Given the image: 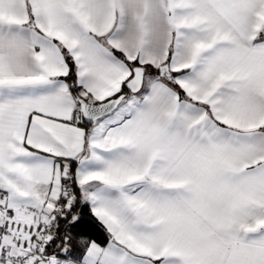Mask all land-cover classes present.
Listing matches in <instances>:
<instances>
[{"label":"snow or ice","instance_id":"snow-or-ice-1","mask_svg":"<svg viewBox=\"0 0 264 264\" xmlns=\"http://www.w3.org/2000/svg\"><path fill=\"white\" fill-rule=\"evenodd\" d=\"M0 264H264V0H0Z\"/></svg>","mask_w":264,"mask_h":264},{"label":"trees","instance_id":"trees-1","mask_svg":"<svg viewBox=\"0 0 264 264\" xmlns=\"http://www.w3.org/2000/svg\"><path fill=\"white\" fill-rule=\"evenodd\" d=\"M84 227H86V228H89L90 226H89V225H87V223H85Z\"/></svg>","mask_w":264,"mask_h":264}]
</instances>
